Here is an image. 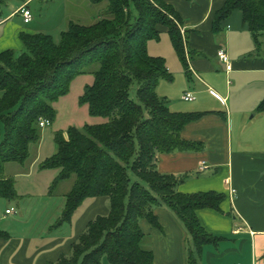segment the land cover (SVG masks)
Returning <instances> with one entry per match:
<instances>
[{"label":"trees","instance_id":"1","mask_svg":"<svg viewBox=\"0 0 264 264\" xmlns=\"http://www.w3.org/2000/svg\"><path fill=\"white\" fill-rule=\"evenodd\" d=\"M8 0H0L2 7ZM23 4L27 0H17ZM102 5L104 16L84 26L69 21L55 44L47 34L21 33L23 50L0 53V199L17 198L14 180L6 178L7 164L24 167L29 148L40 141V119H54L52 105L65 96L71 82L86 72L93 82L79 98L91 117L103 122L69 127L54 137L56 153L40 168L58 171L49 193L74 177L65 196L58 225L70 222L86 199L106 197L107 216L91 221L71 246L69 257L56 264H154L139 223L161 226L153 209L164 206L189 236L186 264H200L203 248L217 243L196 216L198 210L220 211L225 196L214 192L182 194L177 186L188 179L157 171V157L201 149L180 138L197 114L173 113L156 89L171 81L165 60L149 55L147 45L167 29L172 47L186 65L181 19L165 0H89ZM234 11H240L256 48L264 35V0H225L213 19V31ZM264 112V99L257 107ZM0 229V239H8ZM146 247V248H144Z\"/></svg>","mask_w":264,"mask_h":264},{"label":"crops","instance_id":"2","mask_svg":"<svg viewBox=\"0 0 264 264\" xmlns=\"http://www.w3.org/2000/svg\"><path fill=\"white\" fill-rule=\"evenodd\" d=\"M32 1L23 4L11 1L2 7L0 53L21 52V33L45 34L43 28L33 24V17L29 23L23 22L20 9L26 4L32 15L29 9ZM165 2L181 19L187 67L175 53L167 29L159 27V39L150 41L147 50L150 56L165 60L172 80L160 81L156 92L166 100L171 112L199 115L183 127L180 138L199 144L201 149L160 154L157 171L176 178L186 175L188 179L177 186L179 193L214 192L225 196L219 212L210 209L196 212L204 231L217 239L215 245L203 248L200 264H264V112H257L264 99V35L256 48L240 11H234L221 22L215 33L214 15L225 0ZM91 5L89 0L82 4L83 8ZM96 21L94 18L91 24ZM68 22L64 21L60 33ZM221 49L226 52L230 70L217 57ZM186 94L193 100L185 101ZM39 143L30 146V158L22 174H4L6 178L27 180L33 176L37 157L31 149L38 152ZM202 163L207 168L200 172ZM55 172L49 177L51 181L58 174ZM21 192L18 190L17 195H23ZM66 194H62L64 201L57 206L56 221L61 218ZM8 206L0 211L3 227L0 229L9 236L0 239V264H56L62 257L70 256L72 244L91 221L109 212L106 197L86 199L70 222L58 225L61 228L66 224L67 234L58 233L48 224L29 234L4 229L5 221L16 215V210ZM153 214L161 230L153 229L145 220L140 221L139 227L147 237L145 245L153 253L154 264H186L189 236L184 227L164 206L154 208Z\"/></svg>","mask_w":264,"mask_h":264},{"label":"rangeland","instance_id":"3","mask_svg":"<svg viewBox=\"0 0 264 264\" xmlns=\"http://www.w3.org/2000/svg\"><path fill=\"white\" fill-rule=\"evenodd\" d=\"M11 1H15L18 4L17 0H8L7 2ZM86 1L87 0H34L29 4V9L32 12L34 20L33 24L35 26H40L41 29L43 28L42 31L50 35L53 41L58 43L61 34L59 30L64 27L65 20L89 26L94 18L97 20L104 16L102 5H91L90 8H83L82 4L84 3V5H86ZM181 30L180 28V32H182ZM19 53L20 52L17 51V54ZM92 82L93 76L88 72L77 76L71 82L68 93L59 98L57 102L52 105L55 112L54 119L50 126L41 129L38 152L31 147V150L37 157L33 176L27 180L8 177L14 180L16 194L18 190H21V194L23 195H17V198L13 200L0 199V211L3 212V209L7 205H9L8 208L13 207L14 210H16V215L12 214V216L5 221V223H7V225H5L6 228L4 227L5 230H9L13 233L26 231V233L33 234L38 232V229L41 227L48 224L51 225V229L55 231L58 230V233H68V226L64 224L59 228L58 220L56 221L54 217L56 215L57 206L61 201H64L62 194H66L70 191L69 189L73 185L74 177L54 188L52 190L53 196L45 197L46 194H50V187L54 180L52 179L51 181L49 177L56 172L52 169H41L40 166L45 159L50 158L56 153L54 137L57 133H65L69 127L81 128L84 125H95L103 122L101 118L89 116L87 106L79 104V98L84 88ZM5 168L4 174L10 176L15 174V172L21 174L23 172V167L16 163L7 164ZM41 206L42 208H40ZM1 226L2 225H0V228L3 229ZM101 264H108V261L103 258Z\"/></svg>","mask_w":264,"mask_h":264},{"label":"built area","instance_id":"4","mask_svg":"<svg viewBox=\"0 0 264 264\" xmlns=\"http://www.w3.org/2000/svg\"><path fill=\"white\" fill-rule=\"evenodd\" d=\"M20 12H21L22 17H23V22L25 24L29 23L31 21V19H32V15H31L30 11L28 9H26V4L21 7ZM217 57H218L219 61H221L222 63H224L226 65V69L227 70L231 69V65H230V63L228 61V57H227L226 52L224 51V49H221V50L218 51ZM183 99L185 101H192L193 100V98L191 97L190 94H186L183 97ZM38 126H39V128L44 129V128L50 126V122L47 121V120H44V119H40L39 123H38ZM206 168L207 167L204 165V163H202L200 168H199V171L203 172V171L206 170ZM6 213L7 214L10 213V210L6 211Z\"/></svg>","mask_w":264,"mask_h":264}]
</instances>
